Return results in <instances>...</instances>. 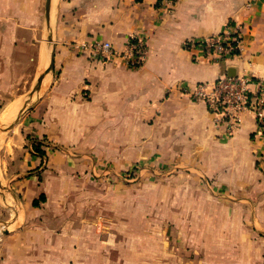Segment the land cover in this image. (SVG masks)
Returning <instances> with one entry per match:
<instances>
[{
  "label": "crops",
  "instance_id": "0c3cea01",
  "mask_svg": "<svg viewBox=\"0 0 264 264\" xmlns=\"http://www.w3.org/2000/svg\"><path fill=\"white\" fill-rule=\"evenodd\" d=\"M9 10L18 17L19 0H0V46ZM58 16L54 81L19 127L24 144L13 149L24 154L23 172L13 184L16 225L0 233V264H82V243L69 242L59 227L32 225L29 218L40 214L33 203L41 195V207L49 204L53 181L89 170V162L69 157L79 152L122 167L149 162L180 171L168 179L171 192L155 197V211L171 223L170 242L177 236L174 249L185 257H157L156 264H264V128L247 113L235 134L226 135L204 103L182 92L222 75H253L264 83V0H176L171 6L161 0H60ZM13 17L6 22L12 52L20 26L38 23L35 13L26 25ZM229 23L244 26L236 57L213 62L186 47ZM131 36L147 45L136 69L121 58L99 62L74 48L99 40L120 54ZM24 134L49 140L48 166L40 167L42 158L32 150L22 153ZM137 144L141 150L133 155ZM205 181L217 192H207ZM4 198L0 193V221L7 223ZM165 204L168 209H161Z\"/></svg>",
  "mask_w": 264,
  "mask_h": 264
},
{
  "label": "rangeland",
  "instance_id": "374dc122",
  "mask_svg": "<svg viewBox=\"0 0 264 264\" xmlns=\"http://www.w3.org/2000/svg\"><path fill=\"white\" fill-rule=\"evenodd\" d=\"M19 3V18L15 10L4 11L6 41L0 46V52L4 54L2 57L0 53V193L5 195L3 208L4 216H8L9 227L16 225L12 212L18 209L14 202L18 194L13 184L23 172L19 164L24 155L13 152V149L24 144L21 143L19 127L54 81L55 69L43 79L41 88L37 87L40 76L49 66V51L55 52L60 7V0H53L50 28L46 17V0H19ZM12 13L14 20H19L21 25L34 21L33 13L38 16L37 24L20 26L21 32L17 45L13 47L14 52L10 50L13 46L11 27L6 23H11ZM50 35H53L52 42L49 40ZM39 46L44 47L41 52V56L45 53L44 61L42 57L40 59ZM25 137L27 148L23 147L22 153H26L25 149L32 150L42 158L40 167L48 166L44 147H50L49 140L42 135ZM132 150L134 155L141 150V146L133 145ZM82 153H69V157L89 162V170L84 175L68 173L67 179L53 181L49 204L42 208L40 202V214L36 217L34 214L33 217L29 215L31 224L53 230L59 227L66 232L61 236L69 242L82 243V264H156L157 257L164 260L175 255L185 257L174 249L179 244L177 236L170 242L171 223L168 219L158 217L155 211V197L159 193L171 192L168 179L178 177L180 171L149 162L133 161L128 167H122L107 159L96 161L91 155ZM181 174L186 175L185 171ZM201 179L204 180L203 177ZM210 182L205 181L207 188L204 189L209 193L217 192L218 187ZM162 206L161 209H168L166 204ZM8 226L0 225V233L7 230ZM163 228L169 230L159 232ZM181 252L187 254L190 250ZM191 255L194 256L193 253Z\"/></svg>",
  "mask_w": 264,
  "mask_h": 264
},
{
  "label": "built area",
  "instance_id": "2783aa9c",
  "mask_svg": "<svg viewBox=\"0 0 264 264\" xmlns=\"http://www.w3.org/2000/svg\"><path fill=\"white\" fill-rule=\"evenodd\" d=\"M175 1L161 0L163 5L168 6ZM250 6L251 3H248L247 7ZM243 28L239 23H229L221 33L188 41L186 47L200 50L209 61L229 60L241 51ZM74 48L99 62L121 58L126 66L133 69L143 64L147 53L145 40L137 36L130 37L126 51L120 54L115 52L110 42L99 40L76 43ZM182 92L191 100L204 103L213 116L215 126L221 127L226 135L235 134L247 113L254 115L264 128V83L253 75H222L212 82L185 86Z\"/></svg>",
  "mask_w": 264,
  "mask_h": 264
},
{
  "label": "water",
  "instance_id": "95a60500",
  "mask_svg": "<svg viewBox=\"0 0 264 264\" xmlns=\"http://www.w3.org/2000/svg\"><path fill=\"white\" fill-rule=\"evenodd\" d=\"M52 4L53 0H46V17H47V22H48V27L51 28V10H52ZM49 40L52 42L53 41V35L49 36ZM47 49V48H46ZM49 51V49H47ZM49 66L47 67L46 71L40 76V79L38 81V88L40 89L42 86L43 79L47 76L49 72L54 71L55 69V58H54V52L49 51ZM0 225L3 226H8L7 223L1 222ZM5 232H8L7 230Z\"/></svg>",
  "mask_w": 264,
  "mask_h": 264
},
{
  "label": "trees",
  "instance_id": "16d2710c",
  "mask_svg": "<svg viewBox=\"0 0 264 264\" xmlns=\"http://www.w3.org/2000/svg\"><path fill=\"white\" fill-rule=\"evenodd\" d=\"M45 200H46L45 195H41V197L39 198V200H36V201L33 203V205H34V206H39V205H40V202H45Z\"/></svg>",
  "mask_w": 264,
  "mask_h": 264
},
{
  "label": "bare ground",
  "instance_id": "6f19581e",
  "mask_svg": "<svg viewBox=\"0 0 264 264\" xmlns=\"http://www.w3.org/2000/svg\"><path fill=\"white\" fill-rule=\"evenodd\" d=\"M41 52H42V51H41ZM41 57H42V61H44L45 53H43ZM14 111H15V110H14ZM5 113H7V112H5ZM4 116H5V119H6V115H4ZM7 116H8V115H7ZM0 119H1V118H0ZM2 122H3V121H2Z\"/></svg>",
  "mask_w": 264,
  "mask_h": 264
}]
</instances>
